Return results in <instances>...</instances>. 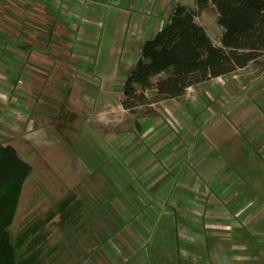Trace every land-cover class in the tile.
Wrapping results in <instances>:
<instances>
[{
	"label": "rangeland",
	"instance_id": "rangeland-1",
	"mask_svg": "<svg viewBox=\"0 0 264 264\" xmlns=\"http://www.w3.org/2000/svg\"><path fill=\"white\" fill-rule=\"evenodd\" d=\"M176 4L152 0L149 16ZM210 7L196 21L217 39ZM134 9L132 0H0V66L11 52L19 77L0 72V143L31 167L11 237L26 232L20 253L38 264H264V154L247 144L256 156L244 164L211 159L195 132L207 101L192 91L182 101L147 91L148 104L121 106Z\"/></svg>",
	"mask_w": 264,
	"mask_h": 264
},
{
	"label": "trees",
	"instance_id": "trees-1",
	"mask_svg": "<svg viewBox=\"0 0 264 264\" xmlns=\"http://www.w3.org/2000/svg\"><path fill=\"white\" fill-rule=\"evenodd\" d=\"M197 9L177 3L123 83L121 106L132 111L148 104L147 91L164 99L182 97L191 85L233 73L264 55V0H195ZM211 6L223 34L214 44L196 21L197 12ZM165 74L157 81L153 78ZM31 172L10 145L0 143V264H38V254H25L28 239L12 238L21 188Z\"/></svg>",
	"mask_w": 264,
	"mask_h": 264
},
{
	"label": "crops",
	"instance_id": "crops-1",
	"mask_svg": "<svg viewBox=\"0 0 264 264\" xmlns=\"http://www.w3.org/2000/svg\"><path fill=\"white\" fill-rule=\"evenodd\" d=\"M151 1L132 0L135 13L129 18L128 24L125 26L126 38L128 36L129 40L126 48H122V53L125 51L128 54L127 59L133 60L134 63L132 64L134 66L140 58L144 42L155 36L168 21L173 10L170 8L166 13H159L157 18L156 16L152 18L149 16ZM173 1L190 9H197L195 0H192V5H187L179 0ZM153 2L154 6L158 5L159 7L164 0H153ZM140 10L144 12L140 16L141 18L136 13ZM205 10H208V7L202 9V11ZM161 14L164 16L163 19H159ZM198 18L200 21L197 22L205 29L214 44L219 45L223 34L222 28L220 27V36L216 39L210 34L200 16ZM139 31L145 34L144 37H141L142 40L137 36ZM4 36H6V31H0L1 40L4 39ZM2 48L1 46V51ZM16 50L18 51V49ZM119 54L120 52L117 51V57ZM13 56L11 52L3 51V61H6L2 63V67L0 66V72L3 73L4 80L16 82L19 77L16 78V73H12V70H10L13 67V62L7 61V59H12ZM21 69L16 70L19 76L22 72ZM161 75L159 76L163 77ZM16 89H20L19 85ZM187 91H192L190 95L198 103L205 102V99L207 101L204 107L201 108L200 124L202 125L198 129L199 131L196 130L195 132L199 135L198 138L202 141L201 145L203 146L204 144L208 155L212 157L211 159H214L219 154L226 153L232 160H237V162L244 164L246 163L245 158L254 159L256 156L249 153L250 150H248L247 144L255 146L254 148H256L258 154H264V55L233 73L191 85L182 97L175 100L182 101ZM187 103L191 107V102ZM199 115L198 113L197 117ZM86 131V129L83 132L80 131V139H82ZM256 138L261 140L258 145H255ZM99 141L103 142L100 136Z\"/></svg>",
	"mask_w": 264,
	"mask_h": 264
}]
</instances>
